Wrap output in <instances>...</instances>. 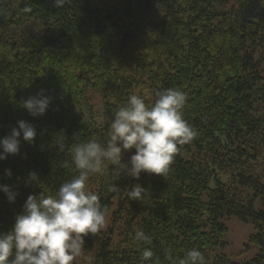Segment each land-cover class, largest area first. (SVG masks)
Returning <instances> with one entry per match:
<instances>
[{
	"label": "trees",
	"instance_id": "trees-1",
	"mask_svg": "<svg viewBox=\"0 0 264 264\" xmlns=\"http://www.w3.org/2000/svg\"><path fill=\"white\" fill-rule=\"evenodd\" d=\"M0 137L21 119L31 122L34 143L21 137L20 152L0 160V183L18 192L9 202L0 191V233L10 231L31 194L55 195L78 174L70 148L106 142L114 112L130 95L153 102L158 91L186 95L183 118L196 131L179 145L163 174L115 179L111 170L88 186L111 214L107 230L85 237L72 264H168L199 249L205 264H264V4L260 0H0ZM37 20L43 29L17 40L14 26ZM41 90L50 96L45 115L34 118L20 105ZM99 93L102 106L90 101ZM63 137L61 152L56 140ZM135 149L124 154L130 159ZM10 169L8 177L5 170ZM38 173L40 184L28 179ZM222 174L228 175L224 181ZM110 183L119 190H108ZM147 189L129 200L131 186ZM251 222L256 232L234 262L218 253L225 246V218ZM144 231L149 242H137Z\"/></svg>",
	"mask_w": 264,
	"mask_h": 264
},
{
	"label": "clouds",
	"instance_id": "clouds-1",
	"mask_svg": "<svg viewBox=\"0 0 264 264\" xmlns=\"http://www.w3.org/2000/svg\"><path fill=\"white\" fill-rule=\"evenodd\" d=\"M69 0H52L55 7H63ZM264 4V0H260ZM0 15L3 10L0 9ZM153 102L143 96L132 94L127 102L113 114L107 140L101 143L89 139L70 148L71 160L63 167L74 165L78 174L63 182L55 195L44 191L27 197L23 211L16 215L13 228L0 233V264H72L83 252L85 237L95 235L105 228L107 209L100 198L91 191L88 181L91 176L105 175L111 170L115 179L122 176L139 179L142 173L166 176L179 145L190 143L196 131L183 118L186 95L176 88L158 91ZM51 97L41 90L36 95L20 101V105L34 118L46 114ZM35 126L27 120H19L9 134L0 137V160L19 154L21 137L34 143ZM56 147L63 152L64 138L56 140ZM135 149L130 159H123L126 152ZM8 177L10 169L5 170ZM30 181L40 184L38 173L28 174ZM108 190L116 192L119 186L110 183ZM0 191L9 202H15L17 191L8 184L0 183ZM147 189L141 184L131 186L129 200L143 201ZM137 242H149L144 231L135 233ZM153 251L145 248L141 262L153 258ZM168 264H205L202 252L188 249L183 257L176 258L172 249H165Z\"/></svg>",
	"mask_w": 264,
	"mask_h": 264
},
{
	"label": "rangeland",
	"instance_id": "rangeland-1",
	"mask_svg": "<svg viewBox=\"0 0 264 264\" xmlns=\"http://www.w3.org/2000/svg\"><path fill=\"white\" fill-rule=\"evenodd\" d=\"M43 29L41 22L37 20L29 21L26 26H14L8 31V36L13 39H21L27 33H36ZM90 101L96 105L97 108H101V96L99 93L89 92ZM224 181L228 180L227 174L221 175ZM107 223L104 229L107 230L111 225V214L106 216ZM227 225L228 230L225 233L224 242L225 246L218 248V253L226 254L234 262H241L244 259H251L258 252V249L251 251H245L249 244L250 236L256 232V227L251 222H245L240 218L233 216L223 220Z\"/></svg>",
	"mask_w": 264,
	"mask_h": 264
}]
</instances>
